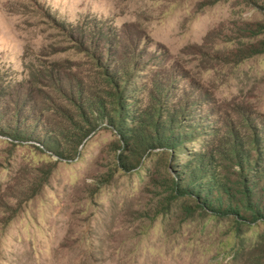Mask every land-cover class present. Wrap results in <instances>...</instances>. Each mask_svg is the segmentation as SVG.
Instances as JSON below:
<instances>
[{
  "label": "rangeland",
  "instance_id": "374dc122",
  "mask_svg": "<svg viewBox=\"0 0 264 264\" xmlns=\"http://www.w3.org/2000/svg\"><path fill=\"white\" fill-rule=\"evenodd\" d=\"M262 40L264 0H0V264H264L196 193L264 164Z\"/></svg>",
  "mask_w": 264,
  "mask_h": 264
},
{
  "label": "trees",
  "instance_id": "16d2710c",
  "mask_svg": "<svg viewBox=\"0 0 264 264\" xmlns=\"http://www.w3.org/2000/svg\"><path fill=\"white\" fill-rule=\"evenodd\" d=\"M259 45L264 48V40H262ZM121 121L122 120H120V123ZM171 122L172 124L168 129L170 131L175 124V120L169 119V123ZM187 135L188 134L185 133V136ZM168 138V136L162 135V140L160 141L163 142L158 141V143H154L158 138L156 137L154 140L151 134H148V141L149 143L153 142L151 145L154 147L167 146L175 149V146L180 145L178 143L180 137L171 138L170 140H168ZM238 155L242 170L247 172L246 176L243 174L244 184L242 192L244 197L239 198L236 192H229L225 182L221 181L215 184L211 183L210 179L202 183L200 182V187L196 190V193L200 197V200L198 199V204L212 214L230 215L234 220L249 222L252 220H264V164L262 166H256V160L246 155L243 151L239 152ZM202 158V154H199L195 159L191 158L187 161L186 165H183V167L187 168L189 172L194 171L195 174H202L200 178L203 180L207 178L208 175H204L207 169L205 168L206 164ZM251 162L254 163L257 168H250ZM261 163H264V161L262 160ZM184 185L187 184L184 183ZM182 187L184 189L183 184ZM214 188L215 190L211 191ZM208 189H210V191ZM208 193L209 195H207Z\"/></svg>",
  "mask_w": 264,
  "mask_h": 264
}]
</instances>
